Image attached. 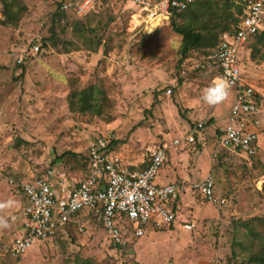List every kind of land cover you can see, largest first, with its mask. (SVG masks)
Masks as SVG:
<instances>
[{"label":"rangeland","instance_id":"obj_1","mask_svg":"<svg viewBox=\"0 0 264 264\" xmlns=\"http://www.w3.org/2000/svg\"><path fill=\"white\" fill-rule=\"evenodd\" d=\"M21 1L26 9L16 26L0 21V204H9L0 207V264H264V125H248L259 133L250 160L222 147L217 135L233 90L208 105L201 96L213 73L191 69L233 29L242 5L202 0L153 30L130 31L131 0H94L84 16L60 10L69 0ZM2 9L0 1V20ZM172 22L201 34L200 45L183 58ZM261 32L249 46L245 75L263 94L264 108V20ZM38 38L45 51L31 52ZM24 50L31 53L17 64L12 52ZM90 85L100 91L99 114L72 110L70 94ZM199 121L194 144L172 143ZM95 134L111 135L114 151L132 168L144 167L154 148L168 144L154 182L180 189L173 222L145 225L139 236L127 223V245L114 246L84 211L53 237L11 253V240L21 232L20 183L48 171L80 179ZM205 176L222 203L193 192L191 183Z\"/></svg>","mask_w":264,"mask_h":264},{"label":"built area","instance_id":"obj_2","mask_svg":"<svg viewBox=\"0 0 264 264\" xmlns=\"http://www.w3.org/2000/svg\"><path fill=\"white\" fill-rule=\"evenodd\" d=\"M136 8L130 13L128 29L153 30L167 21L171 10H183L194 0H131ZM242 5V14L233 29L224 33L215 48L203 56L191 69L212 71L211 82L223 78L233 90V100L225 125L218 130V142L250 160L257 152L258 131L248 125H259L260 103L255 89L242 77L243 52L263 30L264 0H236ZM94 0H69L61 5L71 9L77 16H84ZM38 45L31 48L37 52ZM27 51H14L17 64L22 63ZM170 93V88L166 89ZM203 127L199 121L183 138H174L172 143L186 145L195 143L196 131ZM111 135L95 134L87 143L85 153L86 173L80 179L55 175L53 171L43 178L20 183L22 194L19 212L22 218L21 232L10 243V251L21 254L37 241L53 237L60 227L80 213H90L105 229L108 242L125 246L129 229L139 236L145 225L158 228L170 225L175 218V203L179 187L168 182L159 184L154 178L161 165L168 160V144L162 142L154 148L142 168H132L123 162L114 150ZM214 181L210 176L191 183L193 192L214 203L224 200L213 192Z\"/></svg>","mask_w":264,"mask_h":264},{"label":"trees","instance_id":"obj_3","mask_svg":"<svg viewBox=\"0 0 264 264\" xmlns=\"http://www.w3.org/2000/svg\"><path fill=\"white\" fill-rule=\"evenodd\" d=\"M0 1L2 4V8H3L2 9L3 19L0 21L4 24H7V25L16 26L18 21L20 20L21 14L24 12L26 7L24 6V4L22 3L21 0H0ZM199 1H202V0H194L193 2L188 3L187 6L183 10L177 11V10L172 9L171 15L175 14L176 12H182V11L187 10L192 4L199 2ZM62 4L60 3V6H59L60 10H62L64 12L69 11V12L75 14L69 8L68 9H62L61 8ZM237 7H239V12H240L241 11L240 6L237 5ZM56 13H57L55 15L56 17H58L60 14H62L61 11H59V10H57ZM228 16H231V13H228ZM171 24H172L173 29L182 37L180 52H181V58H183L184 56H186L188 54V52L191 49L196 48L197 46L200 45L201 34L199 32H197L196 30H194V28H192V27L188 26L185 28H179V27H177L175 22H172ZM261 33L262 32H260L258 34L261 35ZM258 34L255 35L254 39L259 36ZM259 39H261V36ZM34 42L38 45L39 49H43V51H45V48L43 46L44 44L40 38L34 40ZM218 42H217V44H218ZM30 44H32V43H30ZM216 45L211 47L209 50H211L212 48H215ZM255 49L257 50V48H255ZM255 49H254L253 56L255 55ZM209 50H207L206 52H208ZM98 93H100V91L96 88L95 85H90V86L83 88L79 91L72 92L69 96V99H68L69 107L72 110H78L79 112H88V113H92V114H99V111L101 110V108H100V105L98 104V98H97ZM101 95H102V93H101ZM110 144L114 145V142L112 141V143H110ZM68 153L69 152H64L61 156H64ZM71 223L72 222H67L65 227L67 225H70Z\"/></svg>","mask_w":264,"mask_h":264},{"label":"clouds","instance_id":"obj_4","mask_svg":"<svg viewBox=\"0 0 264 264\" xmlns=\"http://www.w3.org/2000/svg\"><path fill=\"white\" fill-rule=\"evenodd\" d=\"M229 93V84L223 78L212 81L202 92L201 99L208 105L221 103ZM9 204H0V207H8ZM0 223L4 221L0 220Z\"/></svg>","mask_w":264,"mask_h":264},{"label":"crops","instance_id":"obj_5","mask_svg":"<svg viewBox=\"0 0 264 264\" xmlns=\"http://www.w3.org/2000/svg\"><path fill=\"white\" fill-rule=\"evenodd\" d=\"M252 60H251V55L249 54V48L247 50H245L243 52V59H242V77L244 79V81L247 83V84H250L256 91L257 93V96H258V100H259V103H260V113H259V125L261 126L262 128V125H264V108H262V93L258 90V88H256L252 81L249 80L248 77H246L247 75H245V72L247 71V68L248 66L251 64ZM258 131V130H257ZM258 139H259V133H258ZM258 147H259V142L257 143ZM257 147V149H258ZM85 163V161H84ZM86 171V168H85V165H84V173ZM84 175V174H83ZM21 198H22V194H21ZM22 219V218H21ZM22 223V222H21Z\"/></svg>","mask_w":264,"mask_h":264}]
</instances>
